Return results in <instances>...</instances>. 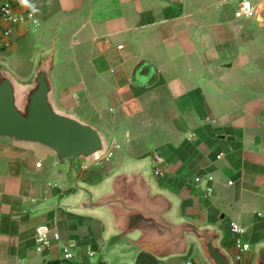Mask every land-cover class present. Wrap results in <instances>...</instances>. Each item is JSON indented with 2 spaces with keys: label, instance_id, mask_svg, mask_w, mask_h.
Wrapping results in <instances>:
<instances>
[{
  "label": "crops",
  "instance_id": "crops-1",
  "mask_svg": "<svg viewBox=\"0 0 264 264\" xmlns=\"http://www.w3.org/2000/svg\"><path fill=\"white\" fill-rule=\"evenodd\" d=\"M0 1L38 21L11 25L0 14V64L28 82L55 48L57 107L120 146L107 160L58 161L40 144L0 137V264L61 262L64 246L71 264H136L141 252L156 264H213L193 234L177 241L172 228L186 224L216 232L233 264H255L264 24L235 17L241 0ZM144 61L158 71L151 85L133 77ZM40 232L52 240L43 251Z\"/></svg>",
  "mask_w": 264,
  "mask_h": 264
},
{
  "label": "water",
  "instance_id": "water-1",
  "mask_svg": "<svg viewBox=\"0 0 264 264\" xmlns=\"http://www.w3.org/2000/svg\"><path fill=\"white\" fill-rule=\"evenodd\" d=\"M54 54L55 48L40 61L28 82L20 81L0 64V137L40 144L52 150L58 161L77 158L89 163L102 159L110 148L102 132L55 103ZM147 64L144 61L135 68L136 83L140 78L148 85L157 81V69ZM172 230L178 242L187 233L193 234L213 264H233L232 257L219 246L216 232L201 231L192 224L175 226ZM255 264H264V252Z\"/></svg>",
  "mask_w": 264,
  "mask_h": 264
},
{
  "label": "built area",
  "instance_id": "built-area-1",
  "mask_svg": "<svg viewBox=\"0 0 264 264\" xmlns=\"http://www.w3.org/2000/svg\"><path fill=\"white\" fill-rule=\"evenodd\" d=\"M0 14L11 25H16L27 18H33L35 23L38 22L37 19H35L34 12L32 10H29L26 14H16L14 12L13 6L9 2L0 1ZM235 17L238 19H255L264 24V8L261 9L258 4L252 2L251 0H241L240 2H238L235 8ZM10 33H11V29H8L4 32V35H9ZM119 147H120L119 145H114L113 147H110L108 152L102 159L104 158L108 159L112 157L114 154V149ZM153 160H154V167H153L154 174L162 175L164 173V164H165L164 156L155 154ZM38 165H41V163H39ZM208 180H213V177L209 176ZM206 191L208 195H211L212 188L208 187ZM232 230L235 232L243 231V229L237 224L232 225ZM53 236L56 240H59L61 237L59 232H54ZM37 243H38L37 249L39 251H43L45 247L51 246L52 240L46 232H40L37 235ZM238 246L241 247L243 250H248L251 248V245L249 243L242 244V242H238ZM92 254L93 253H91V255ZM73 257H74V253L69 248V246H64L61 262L63 264H70Z\"/></svg>",
  "mask_w": 264,
  "mask_h": 264
},
{
  "label": "trees",
  "instance_id": "trees-1",
  "mask_svg": "<svg viewBox=\"0 0 264 264\" xmlns=\"http://www.w3.org/2000/svg\"><path fill=\"white\" fill-rule=\"evenodd\" d=\"M155 257L149 252H141L137 258L136 264H156ZM48 264H63L62 262H49ZM71 264V263H70Z\"/></svg>",
  "mask_w": 264,
  "mask_h": 264
},
{
  "label": "rangeland",
  "instance_id": "rangeland-1",
  "mask_svg": "<svg viewBox=\"0 0 264 264\" xmlns=\"http://www.w3.org/2000/svg\"><path fill=\"white\" fill-rule=\"evenodd\" d=\"M252 23V22H251ZM104 159H106V158H104ZM107 160V159H106Z\"/></svg>",
  "mask_w": 264,
  "mask_h": 264
}]
</instances>
